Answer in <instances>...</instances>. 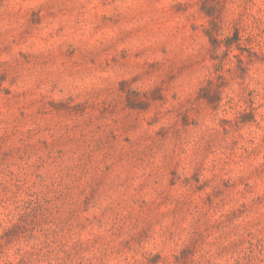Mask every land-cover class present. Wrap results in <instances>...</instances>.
I'll use <instances>...</instances> for the list:
<instances>
[{"label":"clouds","instance_id":"clouds-1","mask_svg":"<svg viewBox=\"0 0 264 264\" xmlns=\"http://www.w3.org/2000/svg\"><path fill=\"white\" fill-rule=\"evenodd\" d=\"M0 264H264V0H0Z\"/></svg>","mask_w":264,"mask_h":264},{"label":"rangeland","instance_id":"rangeland-1","mask_svg":"<svg viewBox=\"0 0 264 264\" xmlns=\"http://www.w3.org/2000/svg\"><path fill=\"white\" fill-rule=\"evenodd\" d=\"M225 187H227V185H225ZM82 204L85 207H87L90 204V201L85 199V200L82 201ZM45 211H46V209L44 208V206H39L33 211L32 216L36 217L38 219H44ZM23 216H24L23 213L20 216H18L17 217V224H12L11 227L8 229L9 232H8L7 235L9 237V240H11L12 237H15V236H17L19 234L18 222H19L20 219L23 218ZM34 231L35 230H33V233H29V238H31L32 235H34Z\"/></svg>","mask_w":264,"mask_h":264},{"label":"trees","instance_id":"trees-1","mask_svg":"<svg viewBox=\"0 0 264 264\" xmlns=\"http://www.w3.org/2000/svg\"><path fill=\"white\" fill-rule=\"evenodd\" d=\"M9 232V231H8ZM8 232L6 234H8Z\"/></svg>","mask_w":264,"mask_h":264}]
</instances>
